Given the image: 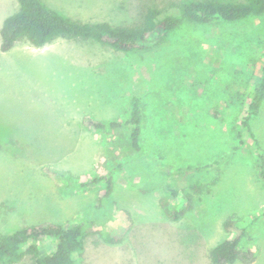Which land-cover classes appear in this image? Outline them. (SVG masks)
<instances>
[{
	"label": "rangeland",
	"instance_id": "obj_1",
	"mask_svg": "<svg viewBox=\"0 0 264 264\" xmlns=\"http://www.w3.org/2000/svg\"><path fill=\"white\" fill-rule=\"evenodd\" d=\"M45 1L71 19L131 26L147 8L183 0ZM17 10L16 0H0V28ZM263 66L264 15L184 23L127 53L65 38L0 51V139L19 137L17 166L0 156V235L82 224L76 264H212L209 251L256 218L251 264H264V101L249 123L253 138L240 124ZM132 97L141 106L138 150L130 125L81 133L82 116L126 122ZM231 219L236 228L225 230ZM55 245L44 239L40 255Z\"/></svg>",
	"mask_w": 264,
	"mask_h": 264
},
{
	"label": "trees",
	"instance_id": "obj_2",
	"mask_svg": "<svg viewBox=\"0 0 264 264\" xmlns=\"http://www.w3.org/2000/svg\"><path fill=\"white\" fill-rule=\"evenodd\" d=\"M18 10L8 16L0 28V51L8 52L20 40H25L34 48H41L58 38L88 40L119 52H133L146 49L148 44L160 43L166 35L184 23L207 25L220 22H236L248 16L264 15V0H245L243 2H221L216 0H183L170 2L163 8H147L139 25L114 26L106 22L83 23L64 16L49 8L42 0H16ZM259 79L244 94L247 105L240 121L253 138L249 123L260 112L264 101V66L260 68ZM141 106L136 97L130 99L128 119L105 122L85 120L87 127L97 131L118 129L123 125L131 126L130 142L138 150L140 134ZM253 141V140H252ZM183 170L181 172L191 171ZM197 170V169H195ZM193 169V171H195ZM260 175L264 178L263 174ZM110 177L102 178L107 182L105 194L111 192ZM94 181H97L95 179ZM188 187L193 194L200 193L195 183ZM175 194V192H172ZM188 199H191L189 197ZM189 207V206H188ZM184 212L181 211V213ZM180 213V212H179ZM177 212L168 215L177 219ZM233 220V221H232ZM257 219L240 229L238 235L218 243L209 251L212 264H251L256 259V249L250 236V226ZM236 220L224 223L225 230L235 229ZM86 233L82 224L62 225L42 223L21 228L11 234L0 235V264H17L29 256L34 264H76L75 254L82 252ZM44 239H55L54 251L40 255L38 243ZM106 243H119L121 238L103 235Z\"/></svg>",
	"mask_w": 264,
	"mask_h": 264
},
{
	"label": "crops",
	"instance_id": "obj_3",
	"mask_svg": "<svg viewBox=\"0 0 264 264\" xmlns=\"http://www.w3.org/2000/svg\"><path fill=\"white\" fill-rule=\"evenodd\" d=\"M47 6H49L47 3H46V1L45 0H42ZM49 8H53V7H50L49 6ZM54 10H56V11H58V12H62L60 9H56V8H53ZM67 17V16H66ZM68 18H70V17H68ZM73 20H75V19H73ZM78 21H80V20H78ZM82 22V21H81ZM83 23H90V22H83ZM93 23H100V22H93ZM106 23H108V22H106ZM110 24V23H109ZM112 25V24H111ZM114 26H118V25H114ZM10 51V50H9ZM2 53H6V52H2ZM86 119H90V118H88V117H86V116H82V118L80 119V121L79 120H77V124L79 125H81V128H80V131H81V133L83 134V128H84V126H86L85 125V120ZM91 120H93V119H91ZM113 120H115V119H113ZM93 121H98V120H93ZM109 121H111V120H109ZM98 122H105V121H98ZM67 125V124H66ZM8 137V139H7V141L6 142H4L3 141V139H0V156H3V157H5V158H7L8 160L9 159H12L13 157H14V159H12V161L11 160H9L10 162V166H11V168L13 167V165L14 166H17V164H18V159L16 158V157H19V155H18V150H19V147H18V143H19V137L18 136H7ZM13 161L15 162V163H13ZM32 165V164H31Z\"/></svg>",
	"mask_w": 264,
	"mask_h": 264
}]
</instances>
